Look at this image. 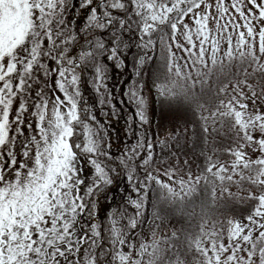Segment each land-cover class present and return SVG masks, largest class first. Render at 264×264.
Returning <instances> with one entry per match:
<instances>
[{"label":"snow or ice","instance_id":"1","mask_svg":"<svg viewBox=\"0 0 264 264\" xmlns=\"http://www.w3.org/2000/svg\"><path fill=\"white\" fill-rule=\"evenodd\" d=\"M0 264H264V0H0Z\"/></svg>","mask_w":264,"mask_h":264},{"label":"trees","instance_id":"2","mask_svg":"<svg viewBox=\"0 0 264 264\" xmlns=\"http://www.w3.org/2000/svg\"><path fill=\"white\" fill-rule=\"evenodd\" d=\"M89 99H90V102L92 103H95V96L94 95H90L89 96ZM169 119L171 117H168ZM105 118L104 117H101V120H104ZM154 119V122L156 120H160L161 119V113H160V110L157 109V112H156V115L155 117L153 118ZM123 124V120H121L118 124H115V127L119 128L121 127ZM153 131H157V130H153ZM113 151H116V149H113ZM121 189L124 187L123 184L120 185ZM119 194L116 195V202L118 203V199H119ZM199 205H200V199L198 198L197 200H195L188 208V211H194L196 213H198L200 211V208H199ZM236 207H240V205H237ZM163 214V213H162ZM230 214V213H229ZM172 226H175V227H180L179 224L176 223V220L175 219H172L170 224L166 223L163 227H164V230L167 231L169 230L170 227Z\"/></svg>","mask_w":264,"mask_h":264},{"label":"rangeland","instance_id":"3","mask_svg":"<svg viewBox=\"0 0 264 264\" xmlns=\"http://www.w3.org/2000/svg\"><path fill=\"white\" fill-rule=\"evenodd\" d=\"M117 78H118V77H117ZM153 130H157V129H155V127H154ZM118 197H119V199H120V196H118ZM119 199H118V200H119ZM118 202H119V201H118Z\"/></svg>","mask_w":264,"mask_h":264}]
</instances>
